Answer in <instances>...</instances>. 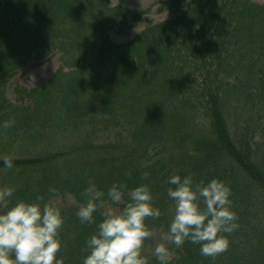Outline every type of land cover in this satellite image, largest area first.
<instances>
[{
    "label": "trees",
    "instance_id": "1",
    "mask_svg": "<svg viewBox=\"0 0 264 264\" xmlns=\"http://www.w3.org/2000/svg\"><path fill=\"white\" fill-rule=\"evenodd\" d=\"M69 1L48 0L50 7L45 0H0V147L4 152L18 141H36L50 132L58 136L57 146L38 152H0V157H14L10 169L0 160V187L15 188L9 204L40 197L43 205L70 197L72 204H57L63 216L57 256L63 264H83L90 251L87 241L103 211L97 208L91 224L77 217L89 180L105 194L113 183L124 184L121 209L131 189L148 185L152 197H162L165 205L158 218H146V226L154 227L167 221V190L175 187L167 181L176 175L170 172L175 163L181 177L191 175L203 184L216 179L231 189L238 227L223 234L229 241L225 252L203 256L199 244L185 240L181 247L173 245L170 264H264V246L249 261L246 253L250 236L262 240L247 221L255 206H264V165L256 159L258 139L264 138V5L250 0H169L161 10H168L170 19L148 24L120 45L109 40L106 29L117 9L108 18L97 11L90 31L74 32L79 18L73 23L71 17L81 14L84 4ZM63 21L74 25L51 36L53 25ZM53 40L61 59L67 58L69 48L80 50V56L40 88L17 87L16 104L8 102L7 81L24 59L49 55ZM84 109L92 116L112 115L109 125L115 119L123 122L130 142L88 141L87 136L80 140L74 124ZM9 120L14 123L4 128ZM168 151L169 158L162 160ZM148 264L159 261L154 257Z\"/></svg>",
    "mask_w": 264,
    "mask_h": 264
},
{
    "label": "clouds",
    "instance_id": "2",
    "mask_svg": "<svg viewBox=\"0 0 264 264\" xmlns=\"http://www.w3.org/2000/svg\"><path fill=\"white\" fill-rule=\"evenodd\" d=\"M13 123L5 121L2 126L8 128ZM13 159L0 157L3 167L9 169L13 167ZM167 183L175 186L167 190L168 198L174 202V214L161 240L177 247L188 240L199 244L200 254L208 257L225 252L229 241L223 234L238 227L236 214L231 210V189L216 179L194 184L191 175H171ZM14 191V187H0V264H63L57 256L61 247L58 230L63 224L61 208L52 201L41 205L40 197L35 202L19 200L10 205ZM125 191L124 184L113 183L105 194L92 180L83 190L86 202L77 210L82 223H94L97 208L105 209L96 233L87 241L90 251L83 264H148L149 258L141 250L153 233L145 220L158 218L161 213L153 206L152 193L146 184L128 192V202L122 209L114 208ZM154 255L159 264H170L172 259L166 243H158Z\"/></svg>",
    "mask_w": 264,
    "mask_h": 264
},
{
    "label": "rangeland",
    "instance_id": "3",
    "mask_svg": "<svg viewBox=\"0 0 264 264\" xmlns=\"http://www.w3.org/2000/svg\"><path fill=\"white\" fill-rule=\"evenodd\" d=\"M45 1L48 3V0ZM73 1L76 2L74 6L84 4L83 12L81 14L79 12H74L73 16L71 17L73 23H75L77 17L79 18L78 24H76L73 27L74 32L76 30L90 31L92 29L91 23L92 21L95 20L94 15L96 14L97 11L101 12L104 18H108V16H110L109 14H111V12L117 9L116 11L117 13L115 17V20L117 21L112 20L113 23H115L114 25H112L113 23L112 21H110L106 25V29L109 40H111L114 44H120V45L133 39L148 24H158L172 17V14L169 13L168 10H166L165 8L161 10V7L165 5L169 0H73ZM73 1L70 0L69 5H72ZM250 1L258 5H264V0H250ZM48 4L50 5V7H52L51 2H49ZM41 8L44 7L41 6ZM138 14H143V16L137 18V20L133 22L132 21L133 17L138 16ZM69 25L73 26L74 24H72L71 22L64 23L63 21L59 24L53 25L51 36L56 32L68 31ZM54 42H56V40L52 41L54 48L53 51L43 59L23 60L22 68H20V70L17 73L15 72V76H13L10 80H8L4 87V96L8 102H10L11 104H16L15 90L17 87H21L26 90H33L40 88L41 86L47 83V81L56 73V71L60 67L63 68L70 66L69 64H72L70 60H72L77 56H80L81 54L80 50L69 48L68 55L66 52L67 58L61 59V53L59 50H57L56 48L57 46L54 45ZM63 70L66 71V69ZM86 76L87 73L84 74V79L86 78ZM50 113L55 114L53 110ZM112 118H113L112 115L109 114H105L102 117L99 114L92 116L85 109L81 113L80 111L77 112L74 127L78 132L77 135L79 139L81 140L82 137L87 136L88 141L98 137L99 139H107L115 143L121 142L120 145H123L126 142L129 143L130 135L127 131L128 127H126L123 122H119L116 119L114 120L113 124L109 125ZM57 138H58L57 135H55L53 132H50L46 136L41 137L36 141L22 140V141H18L17 143L10 144L9 145L10 148L7 146L4 149V152L0 147V152H3L4 155L5 154L10 155L16 153L20 155L22 154L21 153L22 151L30 150V148H35V151L38 152L39 148L40 149L47 148L52 144H55L54 147L57 146ZM258 140L256 139V141H258V148H256L258 158L256 159L257 161H259L258 163L264 165L263 136H261ZM118 154H122L120 152V148L118 150ZM168 158H169V151L163 153L161 157L162 160H167ZM174 160L178 161L179 158L175 157ZM156 161H160V160L157 159ZM135 165L136 163L133 166ZM137 171L139 173H142L143 169L142 168L137 169ZM179 171H181L179 167H176V164L173 163L170 172L177 174V172ZM182 174H185V172L183 171ZM196 183L197 182H194V184ZM161 199L164 200L162 197ZM161 199L153 198V204L158 205L160 212L165 208L164 202ZM53 202H55L58 205L68 204V203L72 204L73 200L68 196H61L58 197L57 199H54ZM166 202H167L165 209V217L167 218L166 223L164 225L159 224L154 227H148L152 231L153 235L152 237L144 241L141 250L142 254L148 257L149 259L155 257L154 248L158 243H166L167 247L171 252V256L172 257L174 256V252H175L174 251L175 247H173L174 244H172L170 241L168 242L162 241L160 238L163 233H166L168 231L169 224L171 223L174 214V202L171 201L170 199L169 201L166 200ZM122 204H123V199L118 205H113V207L119 210L121 209ZM263 208H264L263 205H261V208L255 206V208L253 209L255 215L252 218H250L249 221H247V223H250L252 225V234L253 235L255 234L256 235V236L254 235L255 237H260L262 239L260 240L259 243L258 240H256L254 237L253 239H251V236L249 237L248 246H246V253H248L247 261L254 258L255 254L257 256L261 254L262 247L260 248V245L264 246V236L260 233L262 232L264 234ZM102 209L103 211L105 210L104 207H102ZM153 221H155V219ZM155 222L157 223V221ZM247 261H245L244 263H246Z\"/></svg>",
    "mask_w": 264,
    "mask_h": 264
}]
</instances>
